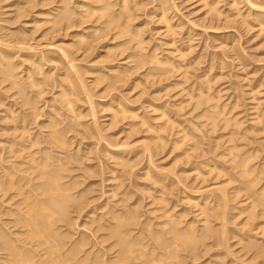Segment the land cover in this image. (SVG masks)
Wrapping results in <instances>:
<instances>
[{
	"label": "bare ground",
	"instance_id": "1",
	"mask_svg": "<svg viewBox=\"0 0 264 264\" xmlns=\"http://www.w3.org/2000/svg\"><path fill=\"white\" fill-rule=\"evenodd\" d=\"M30 1L34 3L33 0H29V2ZM37 1H39V0H37ZM42 1H43V3H46L45 6H47L46 1H48L50 4L52 3L53 5L55 3V6H57L53 11L56 13L54 16L56 18V20L53 21L52 26L54 27L57 25L56 26L57 30L54 28V30H56L57 32L54 34L60 35L62 33L60 31H63L64 36L67 37L68 40H71L72 42L71 43L68 42V44L66 45V43L63 41L65 44L62 47H61V45L63 43H60V42H59V44L57 43L58 45H55L56 43H54L52 45V46L55 45L54 47H56V49H57L56 51L61 53L60 55H62V57H59L58 55L57 56L60 59H62V62H61V60H59L57 58L56 55H55V58H53V59L52 58H50V60H48L49 58L45 59L46 61L44 60L43 56L42 57L38 56V58L40 57L41 59L38 60L36 58V60H38V61H35L34 63H38L37 66H39V68L36 67V69H35L34 64H32L30 62V64H28V65H31L34 68L33 70H36V71L33 72V70L32 71L28 70L25 67V69L27 71H25L24 74L26 76H24L25 78L23 77L24 79L23 78L20 79L18 74L15 73L16 67H18V65L14 62L13 63L10 62L11 59L14 57L13 55L16 52H14V54H11L10 52H13L16 49H18V51H27L28 50V54H30L33 51H31L29 53V50H31L30 48H33L34 45L32 47L31 46L28 47L27 44L24 43L26 41L28 42V40L25 39L26 40L25 41L24 38L21 37L23 35V33H21V31H18V32L21 33L22 35L21 34L19 35V33L16 34L17 36H20V38L18 37L19 39H17L15 42L7 44V46L3 47L2 46L3 41H2V39L0 40V43H2V44H0V66L2 63L6 62L8 60H9L8 61L9 64H11L7 67H3V69H2L3 80L8 81L7 83L10 82V89H15L18 87L19 93H16L17 95L21 94L20 96L27 97L28 95L30 96V94H33V97L30 99L31 101L29 102V104L26 102L28 104V105H26V106H28L27 109L24 110L23 105H25V104H22L21 107L19 106V109H23V111L20 110L21 112H19L18 107L14 108L13 106H10L11 104L10 105L7 104V105H9L8 110H7L8 113L7 114L5 113L6 115L3 114V115H5L3 118L4 122H6L8 119V122H10V123L6 128H4V127L1 128V131L3 130V132L5 131L8 133L7 138H9V139L8 140L4 139L5 141L3 143L6 142V146L1 145V147H0V264H106V262L101 260V257L103 256V253L106 252L108 254V252H110V251L111 252L114 251L113 254H115V256H113V258H112L113 259L112 261H114L113 262L114 264L115 263H117V264H167V263L170 264V262L172 264L173 263L179 264V262H181V258H182V256H180L181 250H182V253L183 252L185 253V251L195 252L197 243L200 241H203V240L205 242V240H207V238H210V237L212 238V235H216L214 237L215 239L219 238L218 243H220V244L224 243V242L226 243V241L223 242L222 238H224V239L226 238V240H227L229 237H231L230 236L231 234L229 233L230 235H226L227 234V230H226L227 228L225 227L226 225H224V224H227L229 222V221H227V223H226L225 216L227 214L226 213L227 211L225 212V210L227 208V206H226L227 200H229L227 197H229V194H230V193L227 194L225 192L226 191L225 189H227L226 187L229 185V182L232 183L235 179H239V181L241 180V183H243L245 181V179L248 180L247 178H251L252 177L251 175L254 174L253 173L254 170L252 168H250L251 166L250 167L247 166L248 161H250V159H251L250 156L248 155L249 156L248 157L246 154H243L244 157H242V155H241V157H240V155L238 156L235 153H239V151H240L239 149H241L240 146L238 147L235 144L234 145L230 144V143H233L232 139L235 138V137H233V138L231 137V136H235L234 132H231L232 133L231 135L228 133L230 138L227 137V140L224 139L226 141L224 142L225 144H223V145L230 144V145L224 147V148H226V150L221 149L224 152L226 151L225 152L226 154H224L223 151L220 152L221 154L223 153L222 154L223 157L227 159L226 160L222 157L223 161L224 160L227 161V162L224 161V163H227L230 165L231 169H230L229 165L227 167L231 170V172L230 171L228 172L229 169H227V167H226V169H222L223 167L220 168V166H215L217 161L214 162L213 159H212V161L215 164L212 162L214 165H212V164L210 165L208 162H210L211 157H210L209 161H207V162H203V163H202V161L200 162V163H202L201 166H203V167H200V169H203L204 167H209L208 169L205 168V169H207V171L205 170L204 172H202L204 169L201 171L198 168V166L200 164L199 162H198L199 164L197 167L195 165L194 169L192 168L194 175H195V177H193V178L200 179V181L198 182V186H199V183H200V185L202 183V186L204 184H206L205 178H207V180H209L208 178L210 177V175L212 173H213L212 178L210 177L211 178L210 180H213V181L216 180V183H217V179L222 178L221 179L222 181L218 182L217 183L218 186H216V188H215L216 194L220 193V195H219L220 198L218 197L217 200L216 199H214V201L212 200L213 205L210 206L208 204L209 205L208 207H206V202H204L201 205H203V208H205V209L202 208L201 210H198L199 215H204V218L199 219L200 220L199 222H201L199 224H200V226H202V229H203L199 234H198V231L196 232L195 228L192 226L196 222H198V220L194 221V224H193L191 219H190L191 222L188 224V226L186 224V228L183 230H180L178 227H179V225H181L182 221H180L179 217L174 216L176 214H174V215L170 214L171 211H169L170 213L165 212V209H164V213L161 211L162 212V214H161L159 211L160 208H157L159 211L158 215L160 216V214H161L162 217L165 218V219H163L161 216L159 217L160 219L163 220L162 224L160 222V224L162 226L160 228L161 230L158 231L159 229L156 228L157 229L156 231L158 233H156V231H155V233H152L155 230V229L153 230V227H155V226L157 227V225H155V223H154L155 226L153 225L152 229H150L151 228L150 226L148 227V225H146L147 226L146 229H148V231L144 229V230H142L143 232H141V231L140 232L141 233H144V231H145V233L148 232V235L146 234V236H143V234H142V236H140L141 235V233H140V234H138L139 235L138 238H135L137 236L132 235L134 230L133 231H132V229L130 230L129 227L135 226L134 222L138 221L135 219H138V218H136L137 216H134V215H137V214H135L133 212H132L133 214L131 212H127L129 210L124 212L125 211L124 206H122V207H124L123 208L124 211L122 213H120L119 211L118 212L113 211L112 209L109 212L107 209L106 211H108L109 213L105 212V214H102V215L100 214L99 215L100 217L97 216L98 220H95L96 222L99 220H103L104 222L101 226L98 227L97 226L98 222H97V224H96L97 228L95 227L96 229L95 230L93 229L94 230L93 232H91V230H90V233L88 232L89 234H85L87 231L84 232V234L80 233V234H78L79 237L77 236L73 241H71V239H70V238H72L73 235L71 237L68 236V235H70V231H67L68 230L67 228H66V231L69 232V233H67L68 235H64L66 233V231L61 230L62 232H65L64 234L59 232L63 226H65V225L68 226V224L70 223L69 218H71V217H69V215H68L69 214L68 210L70 209L71 205H72V207L73 206L76 207V209L74 208L76 211L75 213H78V214H81L82 211H84L85 209H87V207H89V206H87V204L84 203V202H86V200L84 198H82L83 195L82 196L77 195L78 197H76V195L72 193V190H73L72 185H69V184L64 182L67 179V176L63 173L64 172L66 173L67 171L70 170L69 169L70 167L68 165L72 164L73 161H74L73 163H76L75 161L78 160V159H76V157H74L75 155L72 156V155L66 153L68 151V149L71 148V145H69L70 141L66 142L67 140H65V137L67 135H69L68 133L72 132L73 128H74V130H76L75 127L80 124L79 120L81 118H79L77 116L78 114L77 115L75 114V113L80 112V111H78L81 107L80 103L82 102L84 105V103L86 101L89 104V107H88L89 110H87V111H89L90 116L93 117L96 114L95 109L97 107L96 104L98 102H95V100H93L94 95L92 97V95L90 94L93 92V91L90 92V90H92V88H90V87H92L93 85H94L93 87H96L95 85H97V86L100 85V87H101V83L104 82V84H105L104 90H108V91L110 90V92H108V95H109V93H111V90L117 89L121 85L124 87V85H126L125 83H128V81H129V83H128L129 86L127 85L128 86L127 90L130 91V93L132 91H133L132 93H134V90L136 92V90L141 89L140 91L138 90L139 93L136 96L142 94L143 90L145 89V87H144L145 84L147 82H149L150 79L156 80V82L160 83V85L162 83L165 84L164 88H162L160 92L158 91L159 93L156 92L157 94H159V96H160V94H162L164 92L168 93V92L172 91L173 89L175 90V88L178 87L177 88L178 92L175 90L177 92L176 93L177 96L183 95L182 98L185 97L184 98L185 101L182 100V102H180V106H179L180 110H181V106L184 105V103H185L186 107L191 105V109L188 113H190V112L193 113L196 111L195 112L196 113V116H195L196 120L193 121V124H192L193 130H192L191 134L187 132L188 130L185 131L186 130L185 128L181 129V128L177 127L179 125L175 126L174 124L178 123V122H174L173 121L174 119H171V117L168 116V113H167L165 108H164L165 109L164 110L162 107H159L157 105H153L152 101L154 102V100L151 97H150L151 102L145 107V108H147L148 112L151 113L150 117L148 116L150 114H148V115L143 114L145 112V110H143L144 111L142 113L143 116H141L142 114L136 113L134 110L130 109L131 108L130 106H129L130 108L126 107L125 102L123 101L124 97H122V96H125L124 92H123L124 95L122 94L120 96V94H121L120 92L118 94V96H120L123 100L121 101V100H119V98H116L118 100H115V102H114L115 104L112 105L114 108L112 106H108L107 111H109L110 116H111V118H109L110 119L109 122H111V124L114 123V125H115V123H117L119 121L122 123L123 120H125L126 118H127V120H129V118H130V120L132 119L133 121L137 120L136 122L132 123V126H131L132 128L128 129V131H130V132L138 131L139 132V130H138L139 127L140 128L142 127L141 128L143 130L142 133H146V132L149 134L153 133L152 140L155 141L156 143L158 142L157 143L159 145L158 149H160V145H163V144L167 143V141H168V140L167 141L165 140V143H164L165 137L164 138L162 137L163 134H164V136L166 135V136H174V138L176 137L177 139L174 141V143L172 142L173 147L171 149H174V150L177 149L178 150V149H180V147L182 149L183 145L184 146L186 145L187 147L185 148V150L182 153L183 157H185V158L186 157L189 158L190 153L194 152V150H196L197 148L200 147L199 146L200 141H193V143H192V140L194 139V137H196V134L197 135L200 134L199 137L204 138L207 133H209V134L213 133L214 134V132L217 131V128L221 129V131L226 130V128L229 127L228 125L231 124V122H230L231 119H228V117H226L228 114L227 115L225 114L226 116L224 115L223 109L225 106H222V104L221 105L218 104L217 101L219 100L220 97L217 96V97H219V98H217V97H214L215 95L214 96L212 94L210 95V93H209L210 88H211L209 86L210 82L206 81L204 86L202 84L203 88L199 87L197 89V91L195 90L196 93L195 92L193 93L190 90L187 91L186 88H184L183 83L185 84L186 81H187V83H189V80L186 79V81H185V78L189 75L188 74V70L190 69L189 67H192L191 65L193 64L192 63L193 60L191 62L189 59H186L187 50H189L191 47H187L186 49H183L182 47H180V45L179 46L177 45L176 39L179 38V37L176 38V36L179 35L178 34L179 32L177 30L178 25H176V23L173 22V17H172L173 12H172V6H171L172 2L170 3L169 0H156L157 2L155 3V7H154L153 12H152L153 19H155L154 21L160 25V33L159 34L164 37L163 45L165 47H167V49H168V53L165 54V56L164 55L160 56V53H157V48H154V46H153V48L152 47L149 48V50L146 49V48H148V46H147L148 44L145 41V39L142 38V34L144 31L142 32L141 27H139V26L135 27L134 24L132 25V23H134V20H136L135 17L138 16L137 15V16L133 17L132 16L133 13L135 11H138L137 8H141L139 5H137L140 2L136 3V0H135V2H134V0H119V2L117 0L114 3H111L110 0H74V1L70 0V1H72V4L77 6V7L76 8L70 7L69 10H67L68 7H67V5L65 6V3H64L63 7L59 6V3L63 4V2L64 1L66 2L67 0H62L63 2L60 0H57V1L56 0H41L40 2L42 3ZM210 1H212V3ZM210 1L209 0H198L197 1V2H201L200 7L203 10L202 17H203V19H207L209 21H219V18L221 16V11L217 8L218 3L213 2L214 0H210ZM240 1H242V0H232V6L236 8L238 4H241V3H239ZM242 2L243 3L245 2L246 7L249 11H258L259 12V10L263 11V9H264L263 7L261 9V7L249 2L248 0H245ZM41 3H40V5H41ZM29 4H31V3H29ZM50 4H49V6H50ZM52 4H51V6H52ZM35 5H37V2ZM15 6L17 8V5H15ZM75 6H73V7H75ZM19 7H20V5H19ZM24 7L27 8L26 6H23V8ZM41 7H43V5L40 6V8ZM114 8H116V9H114ZM28 11L29 10H27V13H28ZM235 11L236 12H234V14H235V16H237L236 18L240 17V19H242L241 23L246 24L247 19L244 20L245 17H243V15L245 13L243 12L244 13L243 14L241 12V10L237 9V8L235 9ZM52 14H54V13H52ZM74 14L76 15V18H79V21L72 19L73 16H75ZM38 15H39V13H38ZM44 16H46V15H44ZM50 16H51V14H50ZM77 16H79V17H77ZM21 17L22 16L20 15V19H21ZM57 17H58V19H57ZM225 18L228 19L229 15H227V16L225 15V17L223 19L224 23L226 24V21H228V20L225 21ZM255 20L259 21V18H256ZM43 21L47 22L46 20H42V22ZM36 22H37V20H35V19L30 20L27 23L25 22V24H26L25 26L32 28ZM42 22H41V24H42ZM155 22H153V23H155ZM87 23H90L91 25L89 24L90 26H88ZM262 23H263L262 21L259 23V27L261 25L263 26ZM81 25L82 26L84 25V27H82V29L78 30V28ZM255 25H256V23H255ZM35 26H36V24H35ZM58 26H61V27L59 28ZM88 27H89V29H88ZM58 28L60 31L58 30ZM51 29H52V27L50 28V30ZM90 29H91V31L88 32V30H90ZM47 30L48 29H46V31ZM52 31L53 30H51V32ZM84 31H87V32H84ZM58 32H60V33H58ZM47 33H49V32H47ZM43 34H42V36H46V34H44V35ZM144 34H145V32H144ZM4 36H3V38H4ZM25 36H27V35H25ZM62 36L63 35L61 34V37ZM64 36L62 38H65ZM0 38H2V37H0ZM5 38H7V37H5ZM5 40H4V42H6ZM190 41H191V39H190ZM145 43L147 45H145ZM4 45H6V44H4ZM46 46H48V45L46 44ZM49 46H51V45H49ZM149 46H150V44H149ZM159 46H161V45H159ZM14 48H16V49H14ZM34 48H33V50L35 51V49H36V51H37V48H35V49ZM42 48H44V46ZM160 49H161V47H160ZM54 50H55V48H54ZM54 50H50V51H54ZM38 51H39V49H38ZM41 52H42V50L39 52L40 54H38V55H42L43 53L41 54ZM58 52H55V53L57 54ZM78 52H79L81 57H82V55H83V57H86L84 55H89V54L91 56V54L93 55L94 52H96L95 54L99 53L96 56V58L100 59L99 63L101 61L102 65L99 64L100 65L99 67H95L94 65L98 61L96 59V61H97L96 62L95 59H92L90 57L93 61H95V62H93L95 64L94 65L92 64L94 66V67L92 66V68H94V69H88L90 66L88 68L86 67L82 70L79 69L78 68L79 66L76 67L77 66L76 63L80 62L81 57L78 55L79 59L78 58H76V59H77V61L78 60L79 61L77 62V61H75V56L77 54L74 55L75 53H78ZM16 54H18V53H16ZM16 54H15L14 58H17ZM24 54L26 55L27 52L26 53L24 52ZM34 55H32L33 59L36 57V56L34 57ZM72 55L74 56V58L72 57ZM32 56H31V58H25V61H26V59L27 60L29 59L28 61H31ZM87 58H88V56L84 59L87 60ZM15 60H13V61H15ZM17 60H18V58H17ZM58 61H60V62H58ZM48 62L49 63L51 62L52 64L55 63L54 66L52 67V69H50L51 71H48V73H50L54 70H57V69L63 70V71L61 70V74L58 75V78L51 80L52 78H50V77H52V73L48 76L47 71L46 72L44 71L43 73L41 72L43 67L46 66L47 65L46 63H48ZM85 62H84V65H85ZM61 63L64 64L63 67H61L62 66ZM90 63H91V61H90ZM60 64H61V66H60ZM88 64H87V66H88ZM194 64H195V62H194ZM28 65H26V66L28 67ZM96 65H98V63ZM83 66H81V67H83ZM31 72L33 73L32 75H31ZM19 74H20V77H22L21 73H19ZM41 74H43V75H41ZM85 74L86 75L87 74H89V75L95 74L94 75L95 77L92 78V81L90 80L91 82L89 83V85L87 83H85V79L83 78L84 76H86ZM44 75L47 77H45ZM153 78H156V79H153ZM26 80H27V83H26ZM49 81L53 82L52 83L53 89L55 91L52 88H51V90L55 92L54 93L56 96V98L54 99L55 102L56 103L60 102V104H62V105H61V107L59 106L60 108H57V106H54V109L56 107L57 110H54L56 112V114L55 115L53 114L54 116H51V118L53 117L52 119L55 122L52 120L48 123V125L46 124V126H49V128H50V131L48 130L49 132H47V134L45 133L46 136L41 137V135H39L38 132L40 131V129L39 130L37 129L38 132L35 133L36 135L35 134L32 135L33 133H30V132H32L31 131L32 128H30V127L32 125H34L35 122H37L38 118H40L38 116H43V115H41V113H42L41 111L44 108L41 109V106L39 108L37 105L39 104L38 103L39 99L42 100V98H43V97L41 98V95L43 96L44 89L46 90L45 86L47 85L49 87L50 86L52 87V84ZM61 81H63V83ZM87 81H89V80H87ZM105 81H107V83ZM48 82L50 83L49 85H48ZM150 84H151V82H150ZM182 85H183L184 89H182V87H181ZM161 87H162V85H161ZM125 88H126V86L124 87V89ZM171 88H172V90H170ZM257 88L258 87H256V89ZM34 89H35V91H34ZM119 89L120 88H118L117 90H119ZM178 89H181V90H178ZM190 89L192 90V88H190ZM157 90H160V89H157ZM15 91H16V89H15ZM128 91H126V92H128ZM101 93H103V91ZM166 93L164 95H167ZM12 95L15 96V94H12ZM100 95H101V98H103L102 94H100ZM144 95L147 96V93ZM217 95H219V94L217 93ZM162 98H163V96H162ZM97 99H100V98L98 97ZM27 101H29V100H27ZM51 101H47V102H51ZM79 101H80V103H79ZM132 102L133 101L130 102L131 103L130 105H134V103L136 101L133 103ZM75 103L76 104L79 103L80 105L76 106ZM104 103H106V102H104ZM104 103H102V104H104ZM1 104L3 105V103H1ZM47 104H49V103H47ZM154 104H156V103L154 102ZM94 105L96 106L95 108H94ZM44 106H45V104H44ZM78 106H80V107H78ZM5 107H7V106H5ZM39 109H41V110H39ZM60 109H61V111H60ZM36 110H39L41 113L39 111H38V113H36ZM28 111H30V112L27 113ZM50 111H53V109H51ZM87 111L85 110L84 112H87ZM3 112H5V110ZM55 112H53V113H55ZM50 113H52V112H50ZM146 113H147V111H146ZM74 114L78 118L75 117ZM97 114H98V112H97ZM15 115H17V116L14 117ZM81 115L85 116V114L83 112L81 114L79 113V116H81ZM144 115H147L148 117L144 116ZM189 115H191V114H189ZM230 116H231V114H230ZM46 117H48V116H46ZM149 118H151V119H149ZM63 120H66L67 122L69 121L70 123L73 122L72 125L76 123L75 124L76 126L71 127V124H69V122H68L67 124L69 126H66L64 124L65 126L63 129L58 128L59 126H61L60 122L61 121L63 122ZM95 120H97V119H95ZM132 120H131V122H132ZM151 120H153V121H151ZM235 120L236 119H234V121H233V119H232L234 128H240V125L242 123L240 121H235ZM155 121H157V122L159 121L160 123L158 122L159 124L157 123V126H156ZM258 121L259 120H257V122ZM45 122L44 121L42 122V123H44V126H45ZM152 122H154V126H156V127L153 126ZM188 123H189V125H191V123L189 121H188ZM37 124H39V123H37ZM96 124H98V123H96ZM127 124H129V122ZM91 125H95V124H91ZM39 126L40 125H38L37 127L39 128ZM82 126H84L83 123H82ZM97 126L99 127V125H97ZM97 126L95 125V127H97ZM230 126H232V125H230ZM87 127L89 128V124H88V126H86V128ZM95 127L93 126V128H94L93 131L95 130ZM231 128H233V127H231ZM230 130H232V129H230ZM128 131H127V133H128ZM193 131H194V133H196L195 136H193L194 135ZM234 131L236 133L238 131V129H237V131L236 130H234ZM96 132H97V128H96ZM37 133H38V135H37ZM78 133H80V132H78ZM260 133H262V132H260ZM45 134L43 133V135H45ZM98 134H97V136H98ZM129 134H131V133H129ZM136 135H137V133H136ZM126 136H127V134H126ZM39 137H41L42 140H40ZM168 138H170V137H166V139H168ZM103 141H105V139ZM119 141H120V139H119ZM219 141H222V140L219 139ZM155 142H153V143H155ZM209 142H211V141H209ZM0 143H1V141H0ZM101 143H100V145H101ZM103 143H106V145L104 144L106 146V149L103 150L104 157L112 156L113 159L111 157H108V159L111 158L114 162H116V160L118 161L119 159L122 158V156H121L122 154L120 155L117 151L113 152V151L108 149V146H107L108 143L107 142H103ZM124 143H126V142H124ZM214 143L217 144L216 141ZM44 144L47 145V147ZM123 144H121V146L119 144L120 147L117 145L116 146L119 147L120 149H122V148H125V147H123L125 144L124 145ZM187 144H189V145H187ZM207 144H209V143H207ZM218 144H219V142H218ZM42 145H44L45 147H42ZM66 146L68 147V149H65ZM144 146L149 147V144L144 143ZM156 147H158V146H156ZM201 147H203V146H201ZM218 148H220V147H218ZM86 149H88V148H86ZM143 149H144V147H143ZM65 150H67V151L65 152ZM149 150H151V149H149ZM152 150H156L155 147H153ZM218 150L220 151V149H218ZM235 150L238 152H235ZM61 151L62 152L64 151V153H62ZM76 151L78 152L79 148ZM145 151H146V149H145ZM202 151H204V150H202ZM53 152H56V153L58 152L60 154L55 153L53 155ZM74 153H76V152H74ZM220 153H218L217 156H219ZM109 154H111V155H109ZM56 155H58V156H56ZM85 156H83V157H85ZM192 156H193V154H192ZM192 156H190V157H192ZM217 156H215V157L217 158ZM118 157H121V158H118ZM80 158H82V157L80 156L79 160H80ZM146 158H148V157H146ZM176 158H175V160H176ZM216 158H215V160H216ZM218 158H220V157H218ZM237 158H238V160H236ZM122 159H121V162H122ZM82 160L83 159H81L80 161H82ZM133 160H135V159H133ZM100 161H101V159H100ZM119 161L117 163H119ZM147 161H148V159H147ZM121 162H120V164L122 166L124 165L125 162H127L126 165H127L128 169L130 168V166H132V165H129V162H130L129 160L122 162L123 164ZM133 162H131V163L133 164ZM101 164L103 165L102 162H101ZM120 164H118L119 167H120ZM227 164H224V165H227ZM110 165H112V164H110ZM148 165H149V163H148ZM81 167L83 170V166H81ZM123 167H124L123 169H126V171L128 170L125 165ZM96 168H98L97 165H96ZM87 169H88V167H87ZM167 169H166V171H167ZM121 170H122V168H121ZM130 170H131V168H130ZM233 170H237V173H234L235 171H233ZM114 171L113 172L111 171L110 173H114ZM87 173H86V175H87ZM171 173L172 172H170V174ZM229 173H233L234 175H231ZM145 174H146L145 175L146 179L147 178L153 179V177H155L152 173L150 174L148 171ZM113 175H112V177H113ZM260 175L262 176V173ZM99 176H100V173H99ZM206 176H208V177H206ZM119 177H120V175L118 176V178ZM145 177H144V179H145ZM252 178L249 179V181H248L249 183H246V184H250L247 187H251V189L244 188V190L246 189V191L252 192V193L250 192L251 194H246L244 192V194L246 196L244 195L243 197H246V201H248V202H244V203H248V204H244L242 202L241 203H242V208H243V205H248L245 210L250 209V210H248L249 214L250 213H251V215L254 214V217H250V218L247 217L246 221L247 220L250 221L251 218L258 219L259 222L256 223V227H258L259 230L261 229L259 232L260 234L257 233V235H256V233L253 232V229L251 230V232L253 234L255 233L254 234V235H256V236H254L255 238L261 239V237L264 238V186L262 188L260 187L261 190L260 189L257 190L256 193H258V194H256L254 190L252 191V189H254V187H253L254 185H255V187L257 185L256 183L258 181H256L255 178L258 179V176H256V177L254 176V179H252ZM116 179H117V177H116ZM156 179H158V178L156 177ZM156 179H153L151 181H155V183H156V181L157 182L160 181L159 179H158L159 181ZM78 180H79V178H78ZM110 180H112V179H110ZM121 180H122V178H121ZM147 180H146V182H147ZM170 180H172V179H170ZM178 180L180 181V177ZM83 181H86V180H83ZM195 181H198V180H195ZM195 181H193V182H195ZM213 181H211V184H213L212 183ZM255 181H256V183H255ZM82 182H81V184H82ZM115 182H116V180H115ZM155 183H154V185H155ZM181 184H182V182H181ZM225 184H226V186H225ZM235 185H237V184H235ZM122 186H124V185H122ZM122 186H121V188H122ZM212 186L213 185H211V187ZM150 187H152V186H150ZM170 187H171V185H170ZM208 187H210V186H208ZM207 188H204V189H207ZM199 189H200L199 190L200 192H201V190L203 191V188H199ZM232 189H231V191H232ZM166 190H168V189H166ZM233 190H234V192L232 191L233 196H234L233 200H235L236 196H239L238 194H240V193H238V191L240 192L241 189H235V187H234ZM84 191H82V192H84ZM74 192H76V191H74ZM196 192H198V190ZM200 192H198V193H200ZM211 192L212 191L210 190V193ZM110 193H111V195H114V193H116V192L114 190V191H111ZM78 194H79V191H78ZM115 196L117 197V195H115ZM112 197L115 198L114 196H112ZM243 197L241 198V200L244 199ZM160 198H161V196H160ZM160 198L158 197V201L161 202L162 200H164L163 196L161 199ZM189 198L190 197H188L187 199H189ZM198 198H200V197H198ZM213 198H215V197H213ZM109 199H111V198H109ZM205 199L206 198H204V200ZM89 200H90V198H89ZM202 200L203 199H201V201ZM166 201H167L166 199H165V202L163 201L164 204L166 203ZM124 202H125V199H124ZM160 202H158V203H160ZM198 202H194V204H195L194 207L198 208L197 206H200V204ZM153 203H154V199H153ZM236 203L238 204L239 201ZM241 203H240V205H241ZM88 205H90V204L88 203ZM120 205H122V204H119V206ZM166 205H168V203ZM160 207H162V206H160ZM114 208H116V207H114ZM132 208H133V206H132ZM163 208H164V206H163ZM234 208H236V207H234ZM90 209L92 211V208H90ZM72 210H73V208H72ZM155 210L156 209L153 210L154 213H155ZM206 210L209 211L210 213L212 212L214 214L213 217H216L217 219L216 218L215 219L217 221H218V219L221 220L220 229H219V231H216V233H215V231L213 232V230H212L213 227L211 228L210 224L208 225V222H210V220H208L209 217H206V214H205L207 212ZM91 211H90V215H87V216L91 217V215L94 214ZM73 213H74V211H73ZM239 213H242V211H240ZM199 215H197V216L199 217ZM197 216H196V218H198ZM94 217L92 216V218H94ZM180 217L182 220V216H180ZM156 218H157V216H156ZM176 218H178V221L180 224L177 222ZM164 220H166V221H164ZM73 221L74 220L72 219V222ZM253 221H254V219H253ZM74 222L71 223L72 225L70 224L71 228H69V229L73 230V226L75 227ZM248 222H246L245 224H248ZM61 223H63V224L65 223V225H62V226L59 225ZM252 223H254V222H252ZM88 225L90 227V224H88ZM136 225H138V224H136ZM70 226H68V227H70ZM252 226H254V225H252ZM214 227L216 229L218 227V225H217V227L216 226H214ZM75 228H77V227H75ZM86 228H87V226H86ZM91 228H93V227H91ZM251 228H254V227H251ZM63 229H64V227H63ZM249 231H248V233H249ZM256 231H257V229H256ZM62 234L66 237L65 241H64V236H61ZM74 234H76V233H74ZM97 234H98V236H97ZM258 235H260V237ZM67 236H68V238L70 237L69 239L71 242L70 241L66 242L69 240V239L67 240ZM91 237L94 238V239L92 238V240L94 242L91 240L93 242V246L91 248H89L90 247L89 245L91 244L89 242V239H91ZM246 237H247V235H246ZM100 238L102 240H100V242H98V239H100ZM108 242L110 243L108 245L109 248L106 247V249H107V251H108V249H110V250L107 252L106 249L103 248L105 250V252H103L104 250L102 251L103 252L102 256H101V253H99L101 251L96 250V252H91L90 249H92L93 247L95 248L96 245H99L98 247L96 246L99 249L101 244L107 245ZM227 243H228V241H227ZM249 244H250V246L253 245L251 243H249ZM261 246L263 248V245H261ZM85 247H86V249L89 248L90 252L88 250L85 251ZM255 249L258 251V248H255ZM259 250H260V253L257 252V255H258V253H259V255H262L263 254L261 252L262 249L260 248ZM81 253H83V254L80 256ZM190 253H189V255H190ZM247 253H248V251H247ZM108 256H109V254H108ZM257 257H259V256H257ZM102 258H104V256ZM109 259L110 258H108V260ZM251 259H252V257H251ZM255 259H257V258H255ZM184 260H187V259L185 258ZM182 263H184V262L182 261ZM258 264H259V262H258Z\"/></svg>",
	"mask_w": 264,
	"mask_h": 264
},
{
	"label": "rangeland",
	"instance_id": "2",
	"mask_svg": "<svg viewBox=\"0 0 264 264\" xmlns=\"http://www.w3.org/2000/svg\"><path fill=\"white\" fill-rule=\"evenodd\" d=\"M33 1H34V3L31 2V1L29 2V0H23V1L22 0H20V1L19 0H0V33H1L0 37H2V38H0V40L2 39V41H3V44L2 43H0V44H2V46L4 47V46H7V44H9V43L15 42L17 39L20 38V36H17L16 34L19 33L18 31H21V33H23V35L21 33H19V35L21 34L22 35L21 37H23L24 40L25 39L28 40V42L26 40H25L26 42H24V41L23 42L25 44H27L28 47L29 46L32 47L34 45L33 48L34 47L37 48V51H36L35 48H34L35 51L33 50V48H30L31 50H29V53L31 51H33L30 54H28V50L27 51H18V49H16V48H14V49H16L15 51L10 52L11 54H14V52L18 53V54L15 53L17 55L16 57L18 58V60H17V58H14L15 57V54H14L13 55L14 57L12 59L13 60L16 59V60L13 61L11 59L10 62L11 63L14 62V63H16L18 65V67H16V72L15 73L18 74L20 79H22L24 76H26L24 74V72L27 71L26 69L31 70V71L34 69L31 65H28V64H30V62L32 64H34L35 69H36V67L39 68V66H37L38 63H34L35 61H38V60L41 59L40 57L38 58V56H41V57L43 56L44 60L47 59V58H49L48 60H50V58L53 59V58H55V55L56 56L58 55L59 57H62V55H60L61 53L56 51L57 49L54 46L58 45L59 42L63 43L61 45V47L64 46L65 43L67 45L68 42L69 43L72 42L71 40H68V38L64 36L63 31L59 30V28L61 26H58L59 27L58 30L60 32H62L61 34L65 38H62L63 36L61 37V34L60 35L59 34H57V35L54 34V33L57 32L56 31L57 30V28H56L57 25L54 26V27L52 26L53 21L56 20V18L54 17L56 13L53 12L54 9L57 7V6H55V3H54V5L51 3L52 4V6H51V4L48 1H46L47 2V6H45L46 3H43V1H42V3H43L42 4L40 2L41 0H39V1L33 0ZM35 1L37 2V5H35L36 4ZM60 1H62V0H60ZM72 1H74V0H72ZM72 1H70V0H67L66 2L62 1L63 4L59 3V2L58 3H59V6H61V7H63L64 3H65V6L67 5V7H68V9L67 8L66 9L69 10L70 7H72V8H76L77 7V6L72 4ZM115 1H117V0H110L111 3H114ZM197 1L198 0H169L170 3L172 2L171 6H172V12H173L172 13L173 22L176 23V25H178L177 26V28H178L177 30L179 32L178 33L179 35L176 34L177 35L176 38L177 37H179V38L176 39L177 45L178 46L180 45V47H182L183 49H186L187 47H191L189 50H187L186 59H189L191 62L193 60V62H192L193 64L191 65L193 68L189 67L190 68L188 70V74L189 75L188 74H187L188 76L186 75L189 79L185 76L186 77L185 81L187 79V80H189V83H187V81L186 82L184 81L185 84L183 83V85H184V88H186L187 91L190 90L191 92L194 93L195 90L197 91V89L199 87L203 88V86L205 85L206 81L210 82L209 86L211 88H210L209 93H210V95L211 94L213 96L215 95L214 97H217V96L220 97V98L217 97V98H219V100L217 102H218L219 105L222 104V106H225L224 109H223L224 110V115L228 114L227 116L226 115L225 116L228 117V119H231V121H230L231 124L228 125L229 127H227L226 130H222L221 131V129L217 128V131H215L214 134L213 133H210V134L207 133L204 138H200L199 137L200 134L197 135L193 131V134H194L193 136H195V134H196V137H194V139L192 140V143H193V141H200V145H199L200 147L197 148L196 150H194L195 153L194 152L190 153V155H189L190 159L188 157L185 158V157H183L182 153L185 150V148L187 147L186 145L185 146L183 145L182 149H181V147L178 150L177 149H175V150L171 149L173 147L174 141L177 139L176 137L174 138V136H166V135L164 136V134H163L162 137L163 138L165 137L164 138V143H165V140L166 141L168 140V141H167V143H165L163 145H160V149H158L159 148V145L157 144L158 142L156 143L155 141L152 140L153 133L152 134L150 133L151 135L149 133H147V132L146 133H142V131H143L141 129L142 127L140 128L139 126H138L139 127V129H138L139 132L138 131H136V132L132 131L133 132L132 133V132L128 131V129L132 128L131 127L132 123L136 122L137 120L133 121L131 119L132 120V122H131L130 118H129V120H127V118H126L125 120H123L122 123L119 121V122L115 123V125H114V123L111 124V122H109L110 121L109 118H111V116H110L109 111H107L108 110L107 109L108 106L114 105L115 104L114 103L115 100H118L116 98H119V100H121V101L123 100L120 96L124 92L125 96H122V97H124L123 101L125 102V106L126 107H128V108L131 107L130 109L134 110L136 113H139V114H142L144 112L143 110H145V112L143 114H147V115L150 114V115H148L150 117L151 113H149L147 108H145V107L151 102L150 101L151 98H153L154 102L156 103V104H154V102L152 101L153 105H157L159 107H162L163 109L165 108L167 113H168V116H170L171 119H174L173 120L174 122H178V123L174 124L175 126L179 125V126H177L178 128H181V129L185 128L186 130L185 129L184 130L185 131L188 130L187 132L191 134V132L193 130V126H192L193 121L196 120L195 119V116H196L195 112L196 111L193 112V113H191V112L188 113L190 111V109H191V105L186 107L185 103H184V105L181 106V110H180V107H179L180 106V102H182V100L185 101V99H184L185 97L182 98L183 95L182 96H179V95L177 96L176 93L178 92L177 91L178 87L175 88V90L177 92L174 89L172 90V88H171L170 90H172V91L169 90L170 91V92H168L169 94L164 92V93L160 94L161 97L157 93H159L161 91V89L164 88L165 84L162 83L161 84L162 87H161L160 83H158V82H156V80H152V79H150L149 82H147L145 84V86H144L145 89L143 90V92L141 94L142 96L141 95L136 96L141 89L140 90L138 89L139 91L136 90L137 93L135 92V90H134V93H132L133 91L130 93V91L127 90L128 86H129L128 85L129 81H128V83H125L126 84V85H124V87L126 86L125 89L121 85V86L118 87V88H120L119 90H117L118 88L114 89V90H111V93H109V95H108V92H110V90L109 91L108 90H104V85H105L104 82L101 83V87H100V85H98V86L95 85L96 87H93L94 86L93 85L92 87H90V88H92V90H90V92L93 91L90 94L92 95V97L94 95L93 100H95V102H98L97 104L95 103L97 107L94 105V108L96 107V109H95L96 110L95 111L96 112V114H95L96 117L95 116H93V117L90 116L89 111H87V110H89L88 109L89 104L85 100H84L85 101L84 105H83L82 102L80 103V101H79V103L81 105L79 103L78 104L75 103L76 106L80 105L82 107L81 108L80 106H78V107H80V109L78 111H80L79 112L80 114L83 112L85 114V116L84 115L83 116L82 115L79 116V113H75L76 115L78 114L77 116L79 118H81L79 120L80 121V124L78 125L79 127L75 125L76 123L72 125L73 122L70 123L68 121L69 124H71V127L72 126H74V127L76 126L75 127L76 130H74V128H73L74 131L72 130V132L68 133L69 135L66 136L67 138L65 137V140H67L66 142L70 141L69 145H71V148L69 147L70 149H68V147L66 146L65 149H68V151L65 150V152L67 151L66 153H68V154H70L72 156L75 155L74 157H76V159H78V160L75 161L77 164L73 163L74 162L73 161L72 164L68 165L70 167V168L68 167L70 170L67 171L66 173L65 172L63 173V174H65L67 176V179L64 182L69 184V185H72V189H73L72 193L75 194L76 197H78L79 195H81V196L83 195L82 198H84L86 200V202H84V203L87 204V206H89V207H87V209L82 211L81 214L75 213L76 212L75 211L76 207H74V206L72 207V205H71V207L73 208V210H72L71 207L68 210V213H69L68 215H69V217H71L75 221V222L74 221L73 222H74L75 227H77V228H75L73 226V230L69 229V228H71L70 224L73 223L71 218H69V222L70 223L68 222L69 223L68 226H70V227L66 226L65 223L64 224L63 223L59 224L61 226L65 225V226H63L65 230L62 227V229H60L59 232L64 234L65 232H62V231H66V228H67L68 229L67 231H70V235L67 234V233H69L67 231H66V233L64 235H68L70 237L73 235L72 238L69 237L71 239V241H73L78 236V234H80V233L84 234V232H86V231L87 232L85 234H89L90 230H91V232H93L97 228V226L98 227L101 226L104 221L103 220H99L100 222L97 221L98 222V224H97V222L95 220H98L97 218L100 217L99 216L100 214L101 215L105 214V212L109 213L111 209L113 211H117V212L119 211L120 213H122L124 211V209H125L124 212L129 210L127 212H131V213L133 212V213L137 214V215H134V216H137L136 218H138V219H135V220H138V221L134 222L135 226L133 225L135 228L131 227V226L129 227L130 230L131 229H132V231L134 230L133 234L132 233L131 234L133 236L134 235L137 236L135 238H138V236H139L138 234L143 232L142 230L145 229V230L148 231V229H146L147 228L146 225H148V227L150 226L151 227L150 229H152V227H153V225L155 223V225H157V227L154 225L155 227H153V230L154 229L155 230L152 233H155V231L157 229H159L158 231H160L161 230L160 228L162 227L161 224L163 223L162 222L163 220L160 219L159 217L160 216L162 217L161 214H162V212L164 213V209H165V212L170 213L169 211H171L170 214H172V215L176 214L174 216L180 218V221H182V223H181V225H179V227L177 226L180 230L185 229L186 228V224L188 226V224L191 221L194 224V221L198 220V222H196L192 226L195 228L196 232L198 231V234H199L203 230L202 226H200V224H199V223H201V222H199L200 221L199 219L200 218L201 219L204 218V215H199V211L198 210H201L203 208V205H201V204H203L204 202H206V207H208L209 205L210 206L213 205L212 200L214 201V199H216V200L218 199L220 193L216 194L215 188H216V186H218L217 183L222 181L221 180L222 178H219L220 180L217 179V183H216V180H214V181L210 180L212 178V174H213L212 173L210 175L211 178L210 177L208 178L209 180H207V178H205L206 179V182H205L206 184H204L202 186V183H201V185L199 183V186H200L199 187L198 186V182L200 181V179L193 178V177H195L193 169H194L195 165L197 167L198 164L201 161H202V163L209 161L210 157H211L210 162H208L210 165L211 164L214 165L215 164L214 162L217 161V163H216L217 165L215 164V166H220V168L223 167L222 169H226V167L229 164L224 163L225 160L223 161V158H224L223 155H222L223 153L221 154L220 152H222L223 150H226V148H224V147H226V146H228L230 144L231 145L235 144L238 147L240 146L241 149L238 148L240 150L239 153H235V154H237L238 156L240 155V157H241V155H242V157H244L243 154H246L247 156L249 155L250 158L252 159V160L250 159V161H248V164H247V166H249V167L251 166L250 168H252L254 170V172H253L254 174L251 175L253 178L252 177L251 178L254 179V176L255 177L258 176V179L260 180L259 181L258 179L255 178V180L258 181L257 183L255 181V183L258 186L256 185V187H255V185H254L253 186L254 189H252V191L254 190L255 193H256L257 190H259V189L261 190V188L264 186L263 185L264 184V129H263L264 128V13H263L264 9H263V11L259 10V12L258 11H249L247 9V7H246L245 2L244 3L242 2V1H245V0L240 1L239 3H241V4H238L236 8L240 9L242 13L243 12L245 13V14L243 13L244 14L243 17H245L244 20L247 19L246 20V24H245V23H241L242 19H240V17L236 18L237 16H235V14H234V12H236L235 11L236 8L232 6V0H214L213 2H217L218 3L217 4V8L221 11V16L219 18V21H209L207 19H203V17H202L203 10L200 7L201 2H197ZM248 1L253 3V4H255V5H258L259 7H261V9H262V7L264 8V0H248ZM39 2L41 3V5H40ZM118 2H119V0H118ZM134 2H135V0H134ZM137 2L141 3V4L140 3L137 4V5H139L141 7V8H137L138 11L140 9L141 10L139 12L138 11H135L134 13L132 12L133 13V15H132L133 17L138 15L137 16L138 18L135 17V19L136 20L138 19V20L137 21L134 20V23H132V25L134 24L135 27L136 26L141 27L142 32L143 31L145 32V34L143 32L142 38L145 39V41L148 44L147 45L145 43V45L148 46V48H146V49L149 50V48H151V47L153 48V46H154V48H157V53H160V56H162V55L165 56V54L168 53V49H167V47H165L163 45L164 37L159 34L160 33V25L154 21L155 19H153V16H152V12H153V9L155 7V3L157 1L156 0H136V3ZM210 2L212 3V1H210ZM29 3H31V4H29ZM49 4H50V6H49ZM15 5H17V8H16ZM19 5H20V7H19ZM39 5L40 6L43 5V7L40 8ZM72 5L75 6V7H73ZM23 6H26L28 9L25 8V7H24L25 8L24 9ZM26 9L29 10L28 13H27ZM114 9H116V8H114ZM38 13H39V15H38ZM49 13L51 14V16H50ZM52 13H54V14H52ZM19 14L22 16L21 19H20V15ZM44 15H46V16H44ZM225 15L226 16L229 15L228 19L225 18V21L228 20V21H226V24L224 23V20H223ZM77 17H79V16H77ZM256 18H259V21H256L255 20ZM34 19L37 20V22L35 23L36 26H35V24L33 25L32 28L25 26L26 25L25 22L27 23L28 21L34 20ZM57 19H58V17H57ZM72 19L79 21V18H76V15L73 16ZM42 20H46L47 22H45V21L42 22ZM261 21L263 22L262 23L263 26L261 25L262 27L261 26L259 27V23ZM41 22H42L43 25L41 24ZM153 22H155V23H153ZM255 23H256V25H255ZM87 24H88V26L91 25L90 23H87ZM84 25L83 26L81 25L80 26L81 28L79 27L78 30L82 29V27H84ZM51 27H52L51 30H53L52 32L50 30ZM54 28L56 30H54ZM46 29H48L49 31L48 30L46 31ZM88 29H89V27H88ZM89 31H91V29L88 30V32ZM47 32H49V33H47ZM60 32H58V33H60ZM84 32H87V31H84ZM43 33L44 34L47 33L48 35L46 34V36H42ZM2 35L3 36L5 35L4 38H3ZM25 35H27V36H25ZM28 36L29 37L31 36V37L29 38ZM5 37H7V38H5ZM190 39H191V41H190ZM4 40L7 43L4 42ZM54 43H56V44L54 46H52ZM4 44H6V45H4ZM46 44L48 46H46ZM149 44H150V46H149ZM49 45H51V46H49ZM159 45H161V46H159ZM43 46H44V48H42ZM160 47H161V49H160ZM54 48H55V50H54ZM38 49H39V51H38ZM41 50H42L41 54L43 53L44 55L43 54L42 55H38V54H40L39 52ZM50 50H54L55 52H58L59 54L58 53L56 54L54 51H50ZM24 52L25 53L27 52V54L25 55ZM33 53L34 54L36 53V54L34 55ZM95 53L96 52H94L93 55L91 54V56H90V54L89 55H84L86 57L88 56L87 60L84 59L86 57H83V55L81 57L79 52L75 53L74 55L77 54L75 56V61H77L76 58L79 59V56L81 57L80 58V62H78L79 60L77 61L78 63H76V65H77L76 67L79 66L78 68L82 70V69H84L86 67L88 68L90 66L91 68L89 67L88 69H94V68H92V66L95 64L93 62H95L96 59L98 61V62L96 61L98 63V65H96L97 64L96 63L94 66L95 67H99L100 65H102L101 61L99 63L100 59L96 58V56L99 53H97V54H95ZM30 55L31 56L34 55V57L36 56L34 58L35 60L33 59V56H32V60L33 61L31 59H30L31 61H28L29 59L28 60L26 59V61L28 62L27 63L25 61V58H31ZM58 56H57V58L59 60H61V62H62V59H60ZM72 57L74 58L73 55H72ZM90 57L92 59H95V61H93ZM36 58L38 60H36ZM8 61L2 63L1 64L2 67L0 66V70H1L0 71V79H1L0 80V82H1L0 83V138H1L0 139V141H1L0 147H1V145L2 146L3 145L6 146V142L5 143H3V142L5 140L9 139V138H7L8 133L5 132V131L3 132V130L1 131V128H3V127L6 128L9 125V123H10V122H8V119H7L6 122H4V119H3L4 116L8 113V111H7L8 110V106L11 104L10 106H13L14 108L18 107L19 112H21L20 110L23 111V109H19V106L21 107L22 104H25V105H23L24 106L23 108H24V110L27 109L28 106H26V105L29 104V102L31 101L30 99L33 97V94H30V96L28 95L27 97H22V96H20L21 94L17 95L16 93H19L18 87L15 88L16 91H15V89H10V82L7 83L8 81H4L3 80V78H2V69H3V67H7V66L11 65V64H9ZM85 61L86 62L88 61V62L86 63ZM90 61H91V63H90ZM58 62H60V61H58ZM84 62H85L86 66L84 65ZM194 62H195V64H194ZM46 64L47 65L44 66L43 69H42L43 71L41 70L42 73L44 71L45 72L47 71V73H48V71H51L50 69H52V67L54 66L55 63L52 64L51 62L50 63L48 62ZM61 64H60V66H61ZM87 64H88V66H87ZM26 65H28V67ZM63 66H64V64H62L61 67H63ZM81 66H83V67H81ZM25 67H26V69H25ZM61 70L60 69L54 70V71L48 73V76L52 73V77H50V78H52L51 80L56 79V78H58V75L61 74ZM34 71H36V70H33V72ZM19 73H21L22 77H20ZM32 74L33 73L31 72V75ZM41 75H43V74H41ZM91 75L92 74H90V75L87 74L86 76L83 77L85 79V83H87L88 85L92 81V78L95 77L94 76L95 74L92 75V76ZM45 77H47V76H45ZM153 79H156V78H153ZM87 80H89V81H87ZM49 82L51 84L53 83L52 81H49ZM49 82H48V85L50 84ZM61 82L63 83V81H61ZM105 82L107 83V81H105ZM150 82H151V84H150ZM26 83H27V80H26ZM202 84H203V86H202ZM183 85L181 86L182 89H184ZM45 87H46L47 91L44 89L43 96L41 95V98L42 97L43 98H42V100L39 99V102H38L39 104L37 105L39 108L41 106V109L42 108H44V109H42V111H41L42 113L39 111L41 109L36 110V113H38V111H39L41 113V115H43V116H38L36 114L41 119L38 118L37 122H35L34 125H32L30 127V128H32L31 129L32 132H30V133H33L32 135H34L36 132H38L37 129L38 130L40 129V131L38 133H39V135H41V137L46 136L47 132L50 131L49 126H46V124L48 125V123L53 120L52 119L53 117L51 118V116H54L56 114V112L54 110H57V108H60L61 105H62V104H60V102L56 103L55 100H54L56 98V96L54 94L55 90L53 89V84H52V87L51 86L49 87L47 85ZM256 87H258V88L256 89ZM51 88L54 91H52ZM190 88H192V90ZM157 89H160V90H157ZM178 90H181V89H178ZM34 91H35V89H34ZM102 91H103V93H101ZM126 91H128L129 93L126 92ZM98 92L100 94H102L103 98H101V95ZM119 92L121 93L120 96H118ZM146 93H147V96L144 95ZM165 93L167 95H164ZM217 93L219 95H217ZM12 94H15V96L12 95ZM97 96L100 99H97L98 98ZM162 96H163V98H162ZM27 100H29V101H27ZM47 101H51V102H47ZM131 101H133V102L136 101L137 103L136 102L135 103L137 105L135 103H134V105H130ZM104 102H106V103H104ZM1 103H3V105ZM47 103H49V104H47ZM102 103H104V104H102ZM7 104H9V105H7ZM44 104H45V106H44ZM5 106H7V107H5ZM54 106H57V108L55 107V109H54ZM3 109L5 110V112H3L4 111ZM51 109H53V111H50ZM85 110L87 112H84ZM60 111H61V109H60ZM146 111H147V113H146ZM29 112L30 111H28L27 113H29ZM50 112H52V113H50ZM53 112H55V113H53ZM97 112H98V114H97ZM3 114H5V115H3ZM143 114L141 116H143ZM189 114H191V115H189ZM230 114H231V116H230ZM17 115H15L14 117H16ZM76 115H75V117H77ZM147 115H144V116H147ZM46 116H48V117H46ZM95 119H97L98 121L95 120ZM149 119H151V118H149ZM232 119H233V121H234V119H236L235 121H240L242 123L240 125V128H234ZM257 120H259V121L257 122ZM43 121L44 122L46 121L45 122V126L47 128L44 126V123H42ZM151 121H153V120H151ZM188 121L191 123V125H189ZM63 122L62 121L60 122L61 126H59L58 128H60V129L62 128L63 129L65 125L69 126L67 124L68 122L66 120H63ZM128 122H129V124H127ZM158 122L155 121L156 126H157ZM37 123H39V124H37ZM82 123H83L84 126H82ZM96 123H98V124H96ZM88 124H89V128L88 127L86 128V126H88ZM91 124H95L96 126L99 125V127L98 126L95 127V125H91ZM152 124L154 126V122H152ZM36 125L37 126L40 125L39 128ZM230 125H232V126H230ZM93 126L95 127L94 131H93V129H94ZM156 126H154V127H156ZM231 127H233V128H231ZM96 128H97V132H96ZM230 129H232V130L234 129L236 131L238 129V131L235 133L234 130L232 131ZM127 131H128V133H127ZM78 132H80V133H78ZM231 132H234V134H235V136H231L232 138L235 137V138L232 139L233 143L223 145V144H225L224 142L227 140V137L230 138L229 134L231 135L232 134ZM260 132H262V133H260ZM38 133H37V135H38ZM43 133L44 134L46 133V134L43 135ZM96 133L97 134L99 133L98 136H97ZM129 133H131V134H129ZM136 133H137V135H136ZM126 134H127V136H126ZM41 137H39L40 140H42ZM166 137H170V138L166 139ZM104 139H105V141H103ZM119 139H120V141H119ZM219 139H221L222 141H219ZM224 139H226V140H224ZM102 141L108 143L107 146H108L109 150H111L113 152L117 151L120 155L122 154L121 156H122L123 159L121 157H118V158L122 159V162L129 160L130 161L129 165H132V166H130L131 170H130V168L129 169L127 168V165H126L127 162H125L124 165L126 166V168L128 170L126 171V169H123L124 165L122 166L120 164L121 159H119L120 161L118 160L119 163H117L118 162L117 160H116V162H114L112 160L113 159L112 156L104 157L103 150L106 149V146H105L106 143H103ZM209 141H211V142H209ZM215 141H216L217 144L214 143ZM124 142H126V143H124ZM153 142H155V143H153ZM218 142H219V144H218ZM100 143H101V145H100ZM144 143L149 144V147L148 146L145 147ZM207 143H209V144H207ZM119 144H120V146H121V144L124 145V146L122 145L123 147H125V148H122L124 151L119 148L120 147ZM44 145H42V147H45V146L47 147V145H45V146ZM116 145L119 146V147H117ZM187 145H189V144H187ZM76 146L79 148L78 152L76 151L78 149ZM152 146L155 147L156 150H152L153 149ZM156 146H158V147H156ZM201 146H203V147H201ZM143 147H144V149H143ZM218 147H220V148H218ZM86 148H88V149H86ZM148 148L151 149V150H149ZM145 149H146V151H145ZM218 149H220V151ZM221 149H223V150H221ZM202 150H204V151H202ZM74 152H76V153H74ZM225 152H224V154H226ZM235 152H238V151L235 150ZM55 153L56 152H53V155ZM62 153H64V151ZM218 153H220L219 156H217ZM56 154H60V153L57 152ZM192 154H193V156H192ZM79 155L82 157V158H80V160L81 159L84 160L85 158L86 159L84 161L83 160L80 161L79 160V157H80ZM109 155H111V154H109ZM214 155L217 156V158ZM56 156H58V155H56ZM83 156H85V157H83ZM190 156H192V157H190ZM108 157H111L112 159L111 158L108 159ZM146 157H148V158H146ZM218 157H220V158H218ZM175 158H176V160H175ZM215 158H216V160H215ZM100 159H101V161H100ZM133 159H135V160H133ZM147 159H148V161H147ZM212 159H213L214 162L212 161ZM224 159H226V158H224ZM236 160H238V158ZM146 161L149 163V165H148V163ZM101 162L103 163V165L101 164ZM131 162H133L134 165ZM225 162H227V161H225ZM202 163L199 164V166H198L199 169H200V167H203V166H201ZM110 164H112V165H110ZM118 164H120V167H119ZM224 164H227V165H224ZM96 165L98 166V168H96ZM81 166H83V170H82ZM87 167H88V169H87ZM229 167H230V165H229ZM121 168H122V170H121ZM205 168L208 169L209 167H204L203 168L204 170L203 169H200V170L201 171L203 170L202 172H204L205 170L207 171V169H205ZM166 169H167V171H166ZM227 169H229V168L227 167ZM230 169H231V167H230ZM230 169L228 170V172L229 171L231 172ZM110 170L112 172L115 170L116 172L114 171V173H110L111 172ZM147 171L150 174L152 173L155 176V177H153V179H156V177H157L160 181L158 179H156L159 182L156 181V183H155V181H151L153 179L147 178L149 180L148 181L146 179V177H145V175H146L145 173H147ZM233 171H235L234 173H237V170H233ZM170 172H172V173L170 174ZM86 173H87V175H86ZM99 173H100V176H99ZM261 173H262V176L260 175ZM111 174L112 175L114 174L113 177H112ZM118 174L120 175V177H119L120 179L118 178V176H119ZM229 174L234 175L233 173H229ZM116 177H117V179H116ZM144 177H145V179H144ZM179 177H180V181L178 180ZM206 177H208V176H206ZM78 178H79V180H78ZM121 178H122V180H121ZM251 178H247L248 180L245 179L246 182L244 181L245 182V183L243 182L244 184L241 183V180L239 181V179H235L234 180L235 182L233 181L232 183L229 182V185L227 184L228 185L226 187L227 189L224 188L226 190L225 192L227 194L230 193L229 197H227L229 200H227V203H226L227 208L225 210V212L227 211L226 212L227 214L225 216L226 223H227V221H229L230 223L228 222L227 224H224V225H226L225 227L227 228L226 229L227 230V234L226 235H230L231 234L230 235L231 237L228 238L229 240L228 239L226 240V238L225 239L222 238L223 242L226 241V243L224 242V243L220 244V243H218L219 242V240H218L219 238H217V239L214 238L216 235H212V238L209 236L210 238H207V240H205V242L203 240V241H200V242L197 243L196 249L197 250L199 249L198 251L196 249H195V252H191L190 251L192 253L191 254L188 251H185V253L184 252L182 253V250H181L180 256H182L183 259L181 258V262H179V264H218V263L219 264H256V263L258 264V262H259V264H264V251H263L264 250V241H263L264 238L261 237V239L260 238L257 239V238L254 237V236L257 235V233L260 234L259 232H260L261 229L259 230V228L256 227V223H258L259 221L256 218H251L250 221L249 220L246 221L247 217L248 218L254 217V214L253 215H251V213L249 214L248 210H250V209L245 210L248 205H243V208H242V203L248 202V201H246V197H243L245 195L244 192L246 194H251L252 193L251 191H250L251 193L249 191H246V189L244 190V188L251 189V187H247L250 184H246V183H249L248 181ZM110 179H112V180H110ZM170 179H172V180H170ZM83 180H86L87 182L83 181ZM115 180H116V182H115ZM146 180H147V182H146ZM195 180H198V181H195ZM193 181H195V182H193ZM211 181H213L212 182L213 184H211ZM81 182H82V184H81ZM181 182H182V184H181ZM154 183H155V185H154ZM234 183L237 184V185H235ZM122 185H124V186H122ZM170 185H171V187H170ZM211 185H213V186L211 187ZM121 186H122V188H121ZM150 186H152V187H150ZM208 186H210V187H208ZM225 186H226V184H225ZM234 187H235V189H241L240 192L238 191V193H240V194H238L239 196H236L235 200H233V198H234V196H233ZM199 188H203V191L201 190V192H200ZM204 188H207V189H204ZM166 189H168L169 191L166 190ZM196 189L200 193L196 192L197 191ZM231 189H232L233 192L231 191ZM114 190H115L116 193H114V195H111L110 192L114 191ZM210 190L212 191L211 193H210ZM74 191H76L77 193L74 192ZM78 191H79V194H78ZM82 191H84V192H82ZM256 194H258V193H256ZM115 195H117V197ZM112 196H114L115 198H113ZM160 196H161V198L163 196V199H164L161 202L158 201V197L160 198ZM108 197L111 198V199H109ZM188 197H190L189 198L190 200L187 199ZM198 197H200V198H198ZM213 197H215V198H213ZM242 197L244 199L241 200ZM89 198H90V200H89ZM123 198L125 199V202H124ZM204 198H206V199L204 200ZM153 199H154V203H153ZM165 199L167 201L164 204ZM201 199H203L204 201L203 200L201 201ZM238 201H239V203L237 204L236 202H238ZM158 202H160V203H158ZM194 202H198L200 204V206H197L198 208L194 207V205H195ZM88 203L90 205H88ZM167 203H168V205H166ZM240 203H241V205H240ZM119 204H122V205L119 206ZM244 204H248V203H244ZM122 206H124L125 208L122 207ZM132 206H133V208H132ZM160 206H162V207H160ZM163 206H164V208H163ZM114 207H116V208H114ZM234 207H236V208H234ZM90 208H92V211H91ZM157 208H160L159 209V211L161 213L160 216L158 215L159 211H158ZM107 209H108L109 212L106 211ZM154 209H156L155 210L156 214L153 211ZM203 209H205V208H203ZM89 210L94 213L93 215H91V217L87 216V215H90V211ZM73 211H74V213H73ZM240 211H242V213H239ZM75 214L76 215L78 214L77 215L78 217ZM205 214H206V217H209L208 220H210V222H208V225L210 224L211 228L212 227L214 228V229L212 228L213 232L215 231V233H216V231H219L221 220L218 219V221H217L216 220L217 218L213 217L214 214L212 212L210 213L209 211H207ZM179 215L182 216V220H181V217ZM197 215H199V217ZM92 216L93 217L95 216V217L92 218ZM156 216H157V218H156ZM196 216L198 218H196ZM163 219H165V218H163ZM176 219H177V222L179 223L178 218H176ZM190 219H191V221H190ZM253 219H254V221H253ZM164 221H166V220H164ZM251 221L254 222V223H252ZM160 222H161V224H160ZM246 222H248V224H245ZM88 224H90V227H89ZM96 224H97V226H96ZM136 224H138V225H136ZM217 225H218V227H217ZM252 225H254V226H252ZM86 226H87V228H86ZM214 226H216L217 228L215 229ZM91 227H93V228H91ZM251 227H254V228H251ZM252 229H253V232L256 233V235H254L255 233L253 234L251 232ZM256 229H257V231H256ZM248 231H249V233H248ZM74 233H76V234H74ZM156 233H158V232L156 231ZM63 234L61 236H64ZM142 234H143V236H146V234L148 235V232L145 233V231H144V233H141L140 236H142ZM246 235H247V237H246ZM68 236H67V240L69 239ZM97 236H98V234H97ZM258 236L260 237V235H258ZM65 238L66 237L64 236V241L66 240ZM92 238L93 237H91V239H89V242L92 244V245L91 244L89 245L90 246L89 248H91L93 246V242L94 241L92 240ZM70 239L68 241H66V242H69ZM100 240H102V239L101 238L98 239V242H100ZM227 241H228V243H227ZM249 243H251L253 245L250 246ZM109 244H110L109 242L107 243V245L106 244H104V245L101 244L99 249L97 248L99 245H96L97 247L95 246V248L93 247L90 250H91V252H96V250L97 251H101L99 253H101V256H102V253L105 252L104 249H106V247H108ZM261 245H263V248H262ZM259 247L262 249L261 250V252L263 253L262 255H259V253H260V250H259L260 248ZM89 248L86 249V247H85V251L88 250L90 252ZM255 248H258V251ZM109 250L110 249H108V251ZM106 251H107V249H106ZM247 251H248V253H247ZM257 252H259L258 255H257ZM105 253H103L104 258H102L103 257L102 256L101 260L106 262V264L107 263L108 264H114L113 263L114 261H112L113 260L112 259L113 256H115V254H113L114 251L108 252L109 256H108L107 253L106 254ZM189 253H190V255H189ZM82 254L83 253H81L80 256ZM257 256H259V257H257ZM107 257L110 258V259L108 260ZM251 257H252V259H251ZM185 258L187 260H184ZM255 258H257V259H255ZM182 261L184 263H182ZM115 264H117V263H115ZM170 264H172V263L170 262Z\"/></svg>",
	"mask_w": 264,
	"mask_h": 264
}]
</instances>
